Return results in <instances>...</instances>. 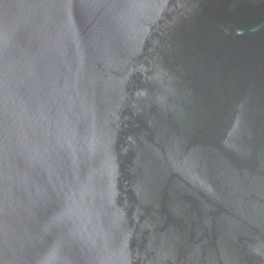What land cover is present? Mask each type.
I'll return each instance as SVG.
<instances>
[{"label":"water","instance_id":"95a60500","mask_svg":"<svg viewBox=\"0 0 264 264\" xmlns=\"http://www.w3.org/2000/svg\"><path fill=\"white\" fill-rule=\"evenodd\" d=\"M0 264H264V0H0Z\"/></svg>","mask_w":264,"mask_h":264}]
</instances>
